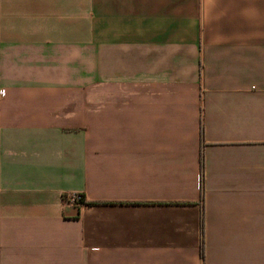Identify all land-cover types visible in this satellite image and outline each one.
<instances>
[{"label":"crops","instance_id":"1","mask_svg":"<svg viewBox=\"0 0 264 264\" xmlns=\"http://www.w3.org/2000/svg\"><path fill=\"white\" fill-rule=\"evenodd\" d=\"M0 264H264V0H0Z\"/></svg>","mask_w":264,"mask_h":264},{"label":"built area","instance_id":"2","mask_svg":"<svg viewBox=\"0 0 264 264\" xmlns=\"http://www.w3.org/2000/svg\"><path fill=\"white\" fill-rule=\"evenodd\" d=\"M63 201L69 205L76 206L82 202V197L79 194L70 193L62 197Z\"/></svg>","mask_w":264,"mask_h":264}]
</instances>
